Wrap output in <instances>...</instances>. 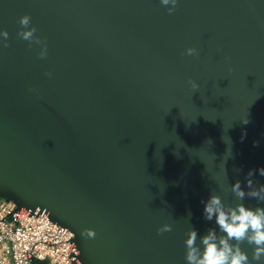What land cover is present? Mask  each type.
Listing matches in <instances>:
<instances>
[{"label": "water", "instance_id": "water-1", "mask_svg": "<svg viewBox=\"0 0 264 264\" xmlns=\"http://www.w3.org/2000/svg\"><path fill=\"white\" fill-rule=\"evenodd\" d=\"M0 31V199L70 230L72 264H185L210 195L264 207L224 190L264 185V0H0Z\"/></svg>", "mask_w": 264, "mask_h": 264}, {"label": "clouds", "instance_id": "clouds-1", "mask_svg": "<svg viewBox=\"0 0 264 264\" xmlns=\"http://www.w3.org/2000/svg\"><path fill=\"white\" fill-rule=\"evenodd\" d=\"M162 6L167 7L168 13L171 15L175 12L178 0H160ZM18 24L20 30L17 35L20 39L27 41L29 47L32 44L40 46L39 56L41 59L47 57V44L36 37L37 29L32 26L31 17L29 15L22 16ZM9 34L7 31H0V48L9 47ZM197 54L194 48H188L186 55L192 56ZM46 75L51 76L50 73ZM192 88L198 89V85L190 82ZM245 122V124H247ZM237 171H240L237 169ZM260 176L264 177V168L258 170ZM254 171H249L246 176L245 187L248 191L243 190L241 182L237 181L231 185L232 194L239 201L246 198L255 199L258 204L264 205V185L256 186L253 179ZM204 204L203 218L208 222H213L215 227L208 228L206 234L199 235V231L191 227L186 233L187 239L185 244V264H264V207L255 208L246 207L243 203H237L235 207L227 206L219 195H210ZM191 212L188 214L191 220ZM172 231L170 224H164L157 229V234L162 235ZM219 233V234H218ZM82 236L93 239L95 232L85 229L81 233ZM247 243L252 247V257L249 260L248 254L242 250L241 245Z\"/></svg>", "mask_w": 264, "mask_h": 264}, {"label": "built area", "instance_id": "built-area-1", "mask_svg": "<svg viewBox=\"0 0 264 264\" xmlns=\"http://www.w3.org/2000/svg\"><path fill=\"white\" fill-rule=\"evenodd\" d=\"M15 205L0 199V264H72L68 250L74 238L65 227L44 217L8 215Z\"/></svg>", "mask_w": 264, "mask_h": 264}, {"label": "trees", "instance_id": "trees-1", "mask_svg": "<svg viewBox=\"0 0 264 264\" xmlns=\"http://www.w3.org/2000/svg\"><path fill=\"white\" fill-rule=\"evenodd\" d=\"M33 264H48V263H45V262H39V261H34Z\"/></svg>", "mask_w": 264, "mask_h": 264}]
</instances>
